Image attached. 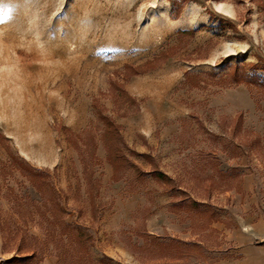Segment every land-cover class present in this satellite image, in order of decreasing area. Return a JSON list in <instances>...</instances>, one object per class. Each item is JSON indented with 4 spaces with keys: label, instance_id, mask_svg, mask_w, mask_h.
I'll return each instance as SVG.
<instances>
[{
    "label": "rangeland",
    "instance_id": "374dc122",
    "mask_svg": "<svg viewBox=\"0 0 264 264\" xmlns=\"http://www.w3.org/2000/svg\"><path fill=\"white\" fill-rule=\"evenodd\" d=\"M247 216L264 222V0H0V264H217L236 232L264 247Z\"/></svg>",
    "mask_w": 264,
    "mask_h": 264
},
{
    "label": "trees",
    "instance_id": "16d2710c",
    "mask_svg": "<svg viewBox=\"0 0 264 264\" xmlns=\"http://www.w3.org/2000/svg\"><path fill=\"white\" fill-rule=\"evenodd\" d=\"M194 33V30H187V31H182L180 30L178 32V34L180 35H184V34H192ZM233 76L235 80H238V76L236 74V72L234 71L233 72ZM243 77L248 80V82L253 79H255L254 76H244ZM256 80V79H255ZM108 120V124L106 126V130L109 131V133H113L115 136H118V130H119V126L114 123V121H112L110 118L107 119ZM124 145V144H123ZM117 147V146H116ZM119 148V147H117ZM117 152H119V149L117 150ZM117 155V154H116ZM118 156V155H117ZM121 156V155H120ZM123 158V157H122ZM18 160V158H16ZM124 162L126 163V165L128 166H131V167H134V165L129 162L125 157L123 158ZM19 161V165L22 166V168L26 171V173L28 172V174L32 177V178H37L41 183L45 182V178L47 177V173H45L43 170H39V169H36V168H32L31 166L25 164L23 161L21 160H18ZM237 172L238 170L236 168H231L229 170V172ZM140 174H144V175H147V174H150L151 176L155 177L156 180L158 181H161V182H165V183H171L172 182V178L170 176H168L165 172H161L159 169H157L156 167H154L152 170H150L149 172H139ZM32 178L29 179L30 181H32ZM33 184L34 181H32ZM37 185V184H36ZM172 191H177V193H181L182 197H180V199L178 200V202H175V204L173 206H184V205H190L191 207H195V208H200L202 206H205V205H202L201 203L197 202L196 200H192L191 198L187 197L185 191L181 190V189H177V188H174L172 187L171 188ZM208 208V212H207V217L206 219H210V218H216V215H215V211L214 209L210 208V207H207ZM66 227H70V225L66 224ZM72 231L75 232V235L79 238H83V239H87L88 236H87V233H86V230L80 226V225H77V224H74L72 226ZM30 257L31 256H27V257H24V258H20V257H16V259L14 258V260H12L10 263H12L13 261L17 260L19 262L23 261V260H30ZM103 262V260H101Z\"/></svg>",
    "mask_w": 264,
    "mask_h": 264
},
{
    "label": "crops",
    "instance_id": "0c3cea01",
    "mask_svg": "<svg viewBox=\"0 0 264 264\" xmlns=\"http://www.w3.org/2000/svg\"><path fill=\"white\" fill-rule=\"evenodd\" d=\"M249 178L250 177L247 174L244 176V180L241 185V188H243V190H248V186L246 184H249ZM242 222V228L246 227L250 229L248 233L252 235L264 234L263 221H258L257 223L253 224L251 217L247 216L242 219ZM214 226L217 229L222 230V227L220 225L217 226L216 224H214ZM234 232L231 231V234ZM235 234L236 235L233 238L235 243H233V245L235 244L238 250H233L229 256H225V258L217 264H264V247L247 242L246 239L251 238V235H247V233L236 232ZM238 257L240 259H238Z\"/></svg>",
    "mask_w": 264,
    "mask_h": 264
}]
</instances>
